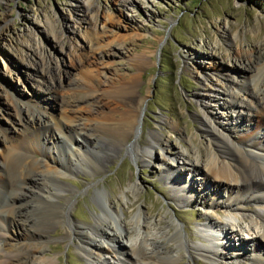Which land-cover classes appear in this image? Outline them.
<instances>
[{
    "label": "bare ground",
    "instance_id": "bare-ground-1",
    "mask_svg": "<svg viewBox=\"0 0 264 264\" xmlns=\"http://www.w3.org/2000/svg\"><path fill=\"white\" fill-rule=\"evenodd\" d=\"M229 39L239 40L240 35L236 32ZM251 52L252 48L241 44L238 52L224 50L218 39L207 60L191 58V70L203 78L196 95V116L210 140L201 151L199 146H190L192 136L186 137L188 147L174 150L173 158L165 151L170 147L168 140L158 130L144 147L129 141L141 134L140 115L150 91L136 97L137 76L120 73L115 85L83 78L81 85L70 87L82 92V97L61 95L58 101L57 87L45 77L50 59L37 66L22 52L21 63L35 69L41 79L30 85L29 98L0 85L13 108V112L4 110L7 124H0V264H56L57 258L48 257L45 249L51 241L48 231L59 224L64 232L57 239H75L85 264H179L184 256L181 248L191 264L199 259L206 264H264V52L258 62L251 59ZM216 56L230 62L246 80L234 81L231 87L224 83L222 73L210 75L207 69L216 71ZM134 61L137 66L142 63ZM7 71L16 74L14 69ZM52 109L60 112L58 116ZM163 122L179 133L175 123ZM89 132L99 139L94 148L77 142ZM154 145L163 149L159 163L175 172L171 179L176 201L193 203L199 197L204 220L199 230L208 245L191 244L175 219L161 214L150 219L139 207L124 220L113 202L99 193L100 213L92 223L78 225L71 219L72 196L77 191L62 181L77 170L72 167L74 157L90 163L91 173H102L90 152L103 161L111 157L106 151L122 148L149 164ZM174 157L190 165V176L184 177L180 162L171 164L168 158L176 161ZM207 186H213L211 194L205 191ZM126 188L121 198L129 207L127 193L136 197L139 186L130 182ZM248 206L254 209L248 212Z\"/></svg>",
    "mask_w": 264,
    "mask_h": 264
},
{
    "label": "rangeland",
    "instance_id": "rangeland-1",
    "mask_svg": "<svg viewBox=\"0 0 264 264\" xmlns=\"http://www.w3.org/2000/svg\"><path fill=\"white\" fill-rule=\"evenodd\" d=\"M236 32L240 39L231 41L229 36ZM218 39L224 50L238 52L241 44L242 48H252L253 61H262L264 0H0V85L8 86L9 91L22 94L23 98L31 97L30 85L41 77L35 69L21 63L22 52L37 66L46 57L50 59L45 77L57 87L58 101L61 95L82 97V92L70 87L81 85L83 78L115 85L114 78L120 73L135 75L136 97L144 95L148 88L150 91L140 115L141 134L130 137L129 141L133 146L144 147L150 143L152 132L158 130L168 140L170 147L165 151L173 158L174 150L188 147L186 137L192 136L190 146H199L201 151L210 140L200 130L196 116L199 108L196 95L201 92L203 78L191 70L194 66L191 58L207 60ZM135 59L142 61L141 65L134 64ZM213 59L217 63L216 71L207 69L208 73L213 76L222 73L227 86L246 80L242 73L234 71L230 62L217 56ZM7 68L14 69L16 74H8ZM2 93L0 88V124L6 125L5 111L13 112V108L7 93ZM220 103L222 106V99ZM52 110L56 116L60 113ZM229 112L236 116L232 109ZM163 120L175 123L179 133L172 132ZM86 135L78 137L77 142H85L92 148L97 146L96 135L90 132ZM59 146L64 147L61 140ZM106 152L111 157L103 161L90 152L91 158L101 164L102 173H91L90 163L74 157L72 167L77 170L63 178L65 186L77 191L70 209L76 224L92 223L100 213L99 193L113 202L124 220L139 207L149 218L161 214L175 219L191 244H209L199 230L204 222L200 199L195 196L197 202L186 204L176 201L171 179L175 172L159 163L158 157L163 155L161 147L154 145L149 164L134 159L122 148ZM174 159L168 158L173 165L180 162L184 177L190 176V165L182 164L177 157ZM130 182L139 189L136 197L127 193L131 204L126 207L121 193ZM204 189L209 194L214 190L213 186ZM25 192L30 195L28 189ZM247 209L250 212L254 207ZM63 232L61 224L48 231L51 241L45 246V254L57 258L56 264H85L75 239H57ZM229 241L233 246V241ZM181 249L184 256L179 264H191ZM197 264L206 262L199 259Z\"/></svg>",
    "mask_w": 264,
    "mask_h": 264
}]
</instances>
